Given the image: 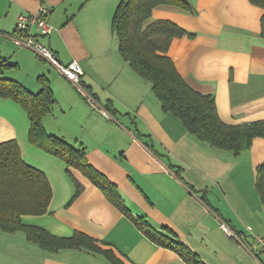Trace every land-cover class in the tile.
<instances>
[{"label":"crops","instance_id":"0c3cea01","mask_svg":"<svg viewBox=\"0 0 264 264\" xmlns=\"http://www.w3.org/2000/svg\"><path fill=\"white\" fill-rule=\"evenodd\" d=\"M5 1L0 57L15 65L6 69V77L32 92L41 87L40 76L47 80L54 102L42 118L45 131L83 147L89 163L115 183L130 212L119 211L81 172L31 143L26 111L0 98V142L15 140L21 158L46 175L52 190L47 212L23 215L22 221L57 236L83 232L124 264H187L135 226L132 217L143 215L153 227L171 230L204 264H264V254L250 249L254 234L264 237V204L255 188L264 136L238 153L215 149L163 112L150 83L120 56L113 35L115 43H108L107 25L119 0ZM189 3L190 9L156 5L147 20L170 21L187 33L169 45L175 69L191 88L213 97L223 122L264 121L262 9L249 0ZM41 6L50 9L53 30L39 41L61 63H79L96 107L45 61L12 42L17 16ZM74 180L81 191L72 198ZM0 264L111 263L84 249L47 253L22 231L0 229Z\"/></svg>","mask_w":264,"mask_h":264},{"label":"trees","instance_id":"16d2710c","mask_svg":"<svg viewBox=\"0 0 264 264\" xmlns=\"http://www.w3.org/2000/svg\"><path fill=\"white\" fill-rule=\"evenodd\" d=\"M249 2L262 9L260 26L264 37V0ZM160 4L190 9L189 0H119L111 17L110 28L117 41L120 56L135 73L150 83L162 111L179 118L184 129L195 139L215 149L230 150L233 153L249 148L253 138L264 136V121L227 124L219 118L212 96L202 94L185 83L167 51L173 38L187 33L166 20L147 23L152 9ZM16 33L15 27L12 35ZM14 66L0 57V98L15 101L26 111L30 120L29 141L60 158L67 167L77 169L101 189L119 211L130 215L115 183L89 163L83 147H76L45 131L42 118L54 102L47 80L40 76L41 87L37 92H32L19 81L3 75L6 69ZM74 182L72 198L81 191V185L75 180ZM255 188L264 204V162L257 168ZM51 196V185L46 175L24 162L17 142L13 139L0 142L2 231H22L28 242L47 253L84 249L102 254L111 264H124L111 250H104L96 239L83 232L75 231L71 236H57L42 227L22 221L23 215L46 213ZM132 219L149 240L173 250L187 264H204L171 230L153 227L143 215H136Z\"/></svg>","mask_w":264,"mask_h":264},{"label":"built area","instance_id":"2783aa9c","mask_svg":"<svg viewBox=\"0 0 264 264\" xmlns=\"http://www.w3.org/2000/svg\"><path fill=\"white\" fill-rule=\"evenodd\" d=\"M49 13L50 9L45 6H41L36 13H20L15 23L17 33L12 36V42L18 47L31 50L38 57L50 63L89 103L96 107L93 97L84 89L81 79L84 72L79 63L76 60H72L67 64L61 63L56 53L39 41V37L47 35L53 30L47 21ZM100 112L105 116L111 117L105 110H100ZM221 227L227 230V225L224 223L221 224ZM255 248H258L264 254V237L260 235L253 236L250 249L252 251Z\"/></svg>","mask_w":264,"mask_h":264},{"label":"rangeland","instance_id":"374dc122","mask_svg":"<svg viewBox=\"0 0 264 264\" xmlns=\"http://www.w3.org/2000/svg\"><path fill=\"white\" fill-rule=\"evenodd\" d=\"M95 1H99V0H95ZM6 7H7V3H6V1L5 0H0V11H2V12H5L6 11ZM50 15V14H49ZM3 19L4 18H0V22H2L3 21ZM111 20L109 19V23H108V25H107V37H108V43H109V45L110 44H114L115 43V41H114V38L112 37V32H111V28H110V22ZM0 24H2V23H0ZM3 24H5V25H9L10 24V21H9V19H6V21H5V23H3ZM44 36H46V35H44ZM43 36V37H44ZM26 50H28L29 52H31L35 57H36V54L34 53V52H32L31 50H29V49H26ZM44 61V60H43ZM47 64L53 71H54V73L55 74H58L60 77H62L63 75L62 74H60L50 63H48L47 61H45L44 62V64ZM6 73H7V70H5L4 71V73H3V75H5L6 76ZM62 75V76H61ZM64 77V76H63ZM62 77V78H63ZM65 78V77H64ZM63 78V79H64ZM66 79V78H65ZM65 81H67V80H65ZM82 83H83V81H82ZM83 85H84V83H83ZM84 89H85V91L86 92H88L87 91V89H86V87H85V85H84ZM38 89H36V90H33V92H36ZM89 93V92H88ZM97 109V108H96ZM98 111H99V113L101 114V112H100V110L99 109H97ZM101 115H103V114H101ZM103 116H105V115H103ZM111 116V115H110ZM107 119H111L112 117H108V116H105ZM113 119V118H112Z\"/></svg>","mask_w":264,"mask_h":264}]
</instances>
